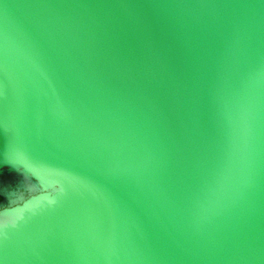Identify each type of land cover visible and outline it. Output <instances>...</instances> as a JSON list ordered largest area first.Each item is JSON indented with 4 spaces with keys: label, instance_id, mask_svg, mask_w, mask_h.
I'll list each match as a JSON object with an SVG mask.
<instances>
[{
    "label": "water",
    "instance_id": "water-1",
    "mask_svg": "<svg viewBox=\"0 0 264 264\" xmlns=\"http://www.w3.org/2000/svg\"><path fill=\"white\" fill-rule=\"evenodd\" d=\"M0 264H264V0H0Z\"/></svg>",
    "mask_w": 264,
    "mask_h": 264
}]
</instances>
